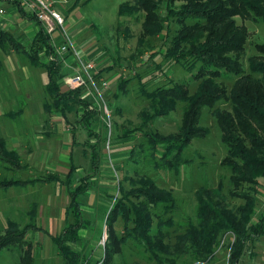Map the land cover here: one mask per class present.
<instances>
[{"label":"trees","instance_id":"obj_1","mask_svg":"<svg viewBox=\"0 0 264 264\" xmlns=\"http://www.w3.org/2000/svg\"><path fill=\"white\" fill-rule=\"evenodd\" d=\"M79 1L75 0L69 11L76 8ZM9 2L20 17L37 27V32L28 43L22 44L10 33L0 30V49L6 53H22L33 65L44 67L47 75L45 92L50 101L44 102V111L65 119L68 114H76L77 124L87 133L85 148L90 152H86V159L95 174L101 166L104 141L90 126L95 119V110L89 101L82 99L80 89L61 91L58 81L64 76L62 60L56 55L50 36L34 14L20 7L19 0ZM117 16L118 20L124 17L140 20L141 36L160 42L156 47H148V59L152 65L149 69L153 67L151 74L144 77L146 81L140 75L136 76L140 91L150 102L151 114L142 115L143 125L138 137L143 138V142L137 145L140 151H132L131 155L141 156L146 167L154 173L178 177L180 168L190 163L184 157V151L191 140L206 136L207 131L199 127L202 108L225 100L230 101L231 109L216 111L214 118L220 139L227 148L222 165L230 171L229 183L237 189L241 183L264 181V65L251 60L250 70L244 71L241 62L247 33L234 20V17L264 20V2L134 0L133 4H120ZM41 54L49 58L48 64L41 63ZM174 66L189 74L197 84L193 93L185 84L175 83L166 75ZM255 73L260 76H254ZM225 74L234 78L229 94L216 82ZM150 87L154 89L148 90ZM177 106H180L182 116L175 135L164 137L152 130L155 119L166 116ZM92 137L94 143L88 140ZM0 160L13 167L19 166L17 155L7 151L1 137ZM75 167L71 165L62 179L50 174L38 180L64 186L69 197L65 210L66 225L51 237L63 264L89 263L82 252L71 247L82 241L80 232L89 227L81 210V198L89 191V181L85 177L77 178ZM135 173L134 177L126 178L130 190L125 191L119 185L118 197L107 215L103 264H109L115 255H122L128 242L133 244L136 258L143 264H218L216 253L226 236H229L225 245L226 264H241L247 245L264 238V208L257 212L261 204L258 195L264 194L259 190L244 196L230 192L231 198L242 201L234 208L225 202L220 187H200L194 193L191 212H186L175 222L178 203L172 191L159 188L148 175ZM21 183L0 179V188ZM32 210L30 219L33 221L35 209ZM253 217H256L255 221ZM31 229L38 227L30 223L22 230L8 228L0 241V248L8 245L20 248L24 244L23 237ZM170 229L175 230L170 232ZM33 260L28 244L21 262L29 264Z\"/></svg>","mask_w":264,"mask_h":264},{"label":"rangeland","instance_id":"obj_2","mask_svg":"<svg viewBox=\"0 0 264 264\" xmlns=\"http://www.w3.org/2000/svg\"><path fill=\"white\" fill-rule=\"evenodd\" d=\"M51 1L63 19V30L70 40L66 52L59 54L57 49L63 45L61 30L55 27V31L48 34L56 55L62 61L65 60V75L58 82L65 83L68 78L82 76L83 85H65L67 89H80L82 99L91 103L95 119L90 126L104 139L101 145V166L95 174L87 159L83 158L80 147L72 154L73 162L77 165L76 177H85L90 187L81 198V210L89 227L80 232L82 241L71 245L88 259L89 263L84 264L104 263L107 215L118 197L119 185L125 191L130 190V182L126 178L134 177L135 172L150 176L159 188L172 191L178 203L175 222L186 212H191L195 203L194 193L200 187H220L225 202L234 208L242 201L231 198L230 192L244 196L253 195L257 189L264 194V181L261 179L241 183L237 189L232 187L229 183L230 171L222 165L227 148L220 139L214 113L230 110V101L221 100L211 107L202 108L199 127L207 131L206 136L191 140L184 151V157L190 163L180 168L178 177L168 173H154L146 167L141 156H132L130 152L140 151L137 145L143 142V138L138 137L143 125L142 115L151 114L150 102L140 91L136 76L140 75L146 81L144 77L151 74L153 67L149 69L151 62L148 59V47H156L160 42L141 36L140 20L133 17L118 20L119 5L133 4L134 0H80L79 5L71 11L69 9L75 0ZM2 8L8 12L11 7L3 5ZM234 20L247 33L241 62L244 71L250 70L251 60L257 65H264V20L239 17H234ZM20 30L23 32L21 43L26 44L31 34L25 28ZM140 37L143 39L140 40ZM86 64H91L92 68L84 72ZM166 75L172 77L175 83L185 84L191 93L194 92L197 84L179 67H172ZM254 76L260 74L255 73ZM46 82L44 70L31 67L23 55L8 57L0 51V137L7 151L17 155V164L24 167L12 170L13 166L0 160V179L43 180L48 174L58 175L62 179L68 172L69 163L64 159L68 155L71 137L79 143L87 141V133L76 122V114H68L65 121L44 112L43 103L48 100ZM216 82L223 85L229 94L234 78L225 74ZM181 116V108L177 106L166 116L155 119L151 128L164 137L175 135L181 125ZM57 122H60V127L54 133L53 126H59ZM88 140L94 143L93 137ZM85 150L90 152L88 148ZM37 182L35 185L0 188V241L8 228L22 230L30 223L38 227L26 233L20 248L15 245L0 248V264H23L21 257L28 244L31 245L34 257L29 264H63L51 237L66 225L65 210L69 205V197L65 187L58 183L43 185V181ZM258 198L261 204L257 212H260L264 208V195H258ZM32 208L35 209L33 221L30 219ZM255 220L256 217H253ZM173 230L170 229V232ZM228 242L229 236L221 241L216 253L218 264H226L225 245ZM247 247L241 264H264V238ZM122 252V255L112 257L109 264H143L136 258V250L131 242L123 247Z\"/></svg>","mask_w":264,"mask_h":264},{"label":"crops","instance_id":"obj_3","mask_svg":"<svg viewBox=\"0 0 264 264\" xmlns=\"http://www.w3.org/2000/svg\"><path fill=\"white\" fill-rule=\"evenodd\" d=\"M3 5H8L9 7H11L9 10H8V12H5L4 11V15L3 16H0V30H2V31H6V32H8V33H10L18 42H20L21 43V40L23 39V32H21V30L20 29H22V28H25L26 29V31L27 30H29V32H30V36L28 37V41L27 42H25V43H28L33 37H34V35H35V33L37 32V27L36 26H34V24L33 23H30V22H28L27 20H25V19H23L22 17H20V15L18 14V12L16 11V8H14L13 7V5L9 2V0H1L0 1V8H2V6ZM3 9V8H2ZM51 44H52V42H51ZM53 47H54V45H52ZM0 51H2L1 49H0ZM3 52V51H2ZM8 57H10L11 55H23L22 53H17V52H13V51H9V52H4ZM24 57H25V55H23ZM26 58V57H25ZM27 59V58H26ZM28 60V59H27ZM40 60H41V63L43 64V65H46V64H48L49 63V58L45 55V54H41L40 55ZM62 60V59H61ZM29 61V60H28ZM29 63H30V65H31V67H33V68H35V69H41V70H44V72H45V69H44V67H42V66H35V65H33L30 61H29ZM65 63V60L63 59V61H62V73H63V75H65V73L63 72L64 71V64ZM45 74H46V72H45ZM46 77H47V75H46ZM58 84H59V86H60V89H61V91H68V90H71V89H67L68 88V86L67 85H65V83L62 81L61 83L60 82H58ZM46 85H47V82H46ZM46 85H45V88H46ZM1 96V95H0ZM44 104V103H43ZM43 108V107H42ZM43 110H44V108H43ZM45 112V111H44ZM50 116V115H49ZM54 116H56V115H54ZM1 117H3V114H1ZM50 117H52V116H50ZM58 118H61L62 120H67V117H66V119L65 118H63V117H61V116H59ZM52 121H57V120H55V119H53ZM58 123V125L60 124V122H57ZM57 127H60V125L59 126H57V124L56 125H54L53 126V130H52V132H56L57 131ZM71 144H70V147H69V151H68V155H67V157L64 159V161H66V163H67V161H68V163H69V167H68V172H69V169H70V167H71V165H74V166H77V165H75V162H73L74 160H73V155L72 154H75V149L76 148H81V150H82V152H81V154H82V156H83V158L84 159H86L87 157H86V152H87V150H85L86 148H84L83 147V144H85L84 142H82V143H79V142H77V141H74L73 139H72V137H71ZM87 140V139H86ZM93 141V140H92ZM15 143H17L16 142V140H15ZM34 144V143H33ZM31 147H33V146H31ZM77 162V161H76ZM87 162H88V164H89V160H87ZM22 168H24L23 166H18V167H14V169H12V170H15V169H17V170H21ZM10 169V170H11ZM67 172V173H68ZM48 175H50V174H48ZM39 180V178H33L32 180H27V181H22L23 183H21V184H19V185H15V186H12V187H16V186H27V185H29V184H33V185H35L36 183H39V182H37ZM15 181H21V180H15ZM25 182V183H24ZM47 184H49V182H43V185H47ZM9 188H11V187H9ZM56 234V233H55Z\"/></svg>","mask_w":264,"mask_h":264},{"label":"built area","instance_id":"obj_4","mask_svg":"<svg viewBox=\"0 0 264 264\" xmlns=\"http://www.w3.org/2000/svg\"><path fill=\"white\" fill-rule=\"evenodd\" d=\"M1 1V0H0ZM20 7L25 11L32 13L36 16L37 20L43 25L47 34L51 35L55 31V27L61 30V37L63 45L57 49V53L63 54L67 50V44L70 40L63 30V19L60 14L55 11L53 1L51 0H19ZM4 15V10L0 8V16ZM91 64L84 66V72L91 69ZM65 83L70 86H81L84 84L82 76L77 75L72 78L66 79ZM106 87V85H105ZM102 264V262H100Z\"/></svg>","mask_w":264,"mask_h":264}]
</instances>
